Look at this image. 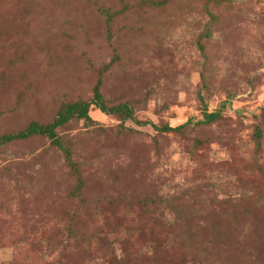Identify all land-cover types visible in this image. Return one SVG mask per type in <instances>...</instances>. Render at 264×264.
Listing matches in <instances>:
<instances>
[{"label": "rangeland", "instance_id": "obj_1", "mask_svg": "<svg viewBox=\"0 0 264 264\" xmlns=\"http://www.w3.org/2000/svg\"><path fill=\"white\" fill-rule=\"evenodd\" d=\"M50 1L0 0V136L91 100L110 62L107 101L184 128L93 106L59 129L74 167L45 136L9 142L0 264H264V0L209 1L214 25L201 0Z\"/></svg>", "mask_w": 264, "mask_h": 264}, {"label": "trees", "instance_id": "obj_2", "mask_svg": "<svg viewBox=\"0 0 264 264\" xmlns=\"http://www.w3.org/2000/svg\"><path fill=\"white\" fill-rule=\"evenodd\" d=\"M68 1L80 2L81 0H51L49 3H44V5L45 7L53 6L54 7L53 9L57 7L58 9L59 7L65 5L66 2ZM172 1L171 0H141V4L143 6L144 5L159 6L160 4H162V6L165 7ZM175 1H177V3L181 2L184 4L186 0H174V2ZM196 1L197 0H191V2L193 3H195ZM209 1H212V0H205V3H204V0H201V2H203L204 10L207 11L211 17L210 22L208 24L214 25L215 17L213 16V12L209 9ZM214 1L216 3H219L221 0H214ZM38 7H39V4H37V7L35 10L31 11L28 9L27 12L31 14L37 9H42ZM100 14L106 18L108 27L110 26V23L112 24V21H114L115 18L120 16L119 11H116L109 6L106 8H102ZM210 25L206 27L203 37H209L210 32H211ZM53 26L57 30L56 32L57 34L64 35L67 39L74 40V36L77 34L73 28L67 29L64 26H59L55 24H53ZM108 33H109L108 42H110L112 40V37H111L112 33L110 32V28H109ZM198 46L201 51H204L205 46L202 43V39L198 41ZM116 60H119V55L117 51L114 50L113 62H115ZM111 64L112 62L107 64L104 70L100 72V77L98 78L97 83L93 87V97L91 100H88V99L85 100L80 97V99H77L74 102H64L61 108L58 110L57 114L52 119L47 120L46 122L33 121L26 129L22 131L0 136V151L9 142L12 143L16 140L26 141V140L32 139L33 137H36V135H41V136L47 137L53 143V145L57 146L62 152H64L66 159L69 162L70 166L74 167L75 163H72V159H71L72 151L70 150L68 146L65 145L64 139L59 133V129L65 126L70 121L75 120V119L84 120L86 123L92 122V117L90 116V109L93 106L97 107L102 113L106 115H112V116L117 117L123 124L121 125L123 127L125 126L124 124L126 122L132 121L133 123L139 126L151 125L158 132L159 131L163 133L172 132V131L181 132L183 125L179 127H172L168 124H165L159 127L152 122L150 123V122L138 121L134 114L133 105L131 104V101L129 100L118 101V102L107 101L101 91L102 76H104V74L109 70V67L111 66ZM11 67L14 68L13 66ZM23 75L24 73L22 74L21 77H23ZM206 111L207 109L204 110V113H203L204 119L201 121H198L197 124H209L220 117L219 111L213 112V113H208ZM258 136L259 134L257 135V137Z\"/></svg>", "mask_w": 264, "mask_h": 264}]
</instances>
